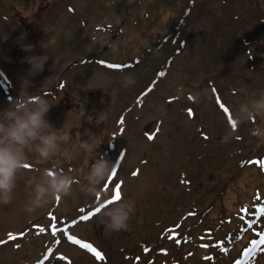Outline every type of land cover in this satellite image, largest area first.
<instances>
[{"label":"rangeland","instance_id":"obj_1","mask_svg":"<svg viewBox=\"0 0 264 264\" xmlns=\"http://www.w3.org/2000/svg\"><path fill=\"white\" fill-rule=\"evenodd\" d=\"M176 34L174 45L163 41ZM45 55L44 70L33 73L28 58ZM168 57L166 75L151 84ZM125 76L135 84L124 87ZM261 92L264 0H0V110L45 96L60 136L47 164L29 150L13 203L0 205V264H264V141L249 134L264 118L225 139L234 112ZM103 153L117 167L96 199L74 185L43 210L22 211L39 169L86 184ZM116 186L136 213L127 231L109 233L93 213L112 204ZM58 227L68 233L62 239L90 244L101 258L62 240L41 258Z\"/></svg>","mask_w":264,"mask_h":264},{"label":"clouds","instance_id":"obj_2","mask_svg":"<svg viewBox=\"0 0 264 264\" xmlns=\"http://www.w3.org/2000/svg\"><path fill=\"white\" fill-rule=\"evenodd\" d=\"M26 50H31L30 47ZM49 58L45 56L29 57L33 73L44 70ZM135 84V79L125 76L124 87ZM53 103L45 96H27L13 99L8 107L0 110V205H11L14 201L18 180L29 168L28 152L35 154L38 165L47 164L59 148L60 136L54 125L46 119ZM264 118V92L259 99H253L247 104H241L228 124L225 139L234 137L239 125L254 123L257 117ZM235 125V126H233ZM250 136L264 141V124H257L250 130ZM92 148L96 141L85 142ZM117 165L108 158L107 153L96 157L85 176L86 184H82L70 172L44 167L39 169V179H33L29 195L22 211L32 215L43 210L48 205L69 196L73 186L91 195H101L103 183L113 175ZM111 199L110 197H104ZM136 213V202L132 199H121L104 208L100 213L101 222L106 232L119 233L127 231L132 216Z\"/></svg>","mask_w":264,"mask_h":264},{"label":"snow or ice","instance_id":"obj_3","mask_svg":"<svg viewBox=\"0 0 264 264\" xmlns=\"http://www.w3.org/2000/svg\"><path fill=\"white\" fill-rule=\"evenodd\" d=\"M109 67H112V66L110 65ZM225 111H227V109H225ZM191 114H192L191 113V110H189V115H191ZM230 122H231V120H230ZM233 126H235V125H233ZM134 175H135V173H134ZM113 176H115V172L113 173ZM119 199H120V191H119V187L116 186V192H115L114 200L113 201H110V203L118 202ZM96 211L99 212L100 209L98 208V209H96ZM261 212L264 213V209H261ZM89 218L90 217H88V216H84L81 219L88 220ZM41 231H43V229H41ZM9 238L10 239H14V237H12V236H10ZM72 242L73 243L80 244V246L82 248L88 249L90 252H92L97 257V259L101 258V254L99 252H97L90 244H86V243L81 244L80 241H78V240H73ZM260 242L261 243H264V239H261Z\"/></svg>","mask_w":264,"mask_h":264},{"label":"bare ground","instance_id":"obj_4","mask_svg":"<svg viewBox=\"0 0 264 264\" xmlns=\"http://www.w3.org/2000/svg\"><path fill=\"white\" fill-rule=\"evenodd\" d=\"M155 142V141H154ZM127 157V155L125 156V158ZM125 158H124V160H125ZM124 160H123V163H124ZM123 165V164H122ZM120 171V173H121V169L119 170ZM140 177H141V175L139 174L138 175V178H137V181H139V179H140ZM141 190V188H138L137 189V191H140ZM122 193L124 194V190L122 189ZM123 198V197H122ZM124 199V198H123ZM1 212V211H0ZM0 216L1 217H3V214H0ZM82 253V252H81ZM82 254H84V253H82ZM84 255H86V254H84Z\"/></svg>","mask_w":264,"mask_h":264}]
</instances>
